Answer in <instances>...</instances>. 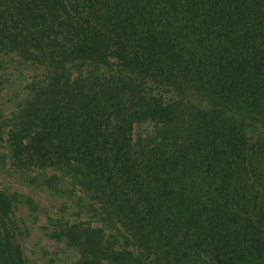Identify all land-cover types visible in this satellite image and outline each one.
Returning a JSON list of instances; mask_svg holds the SVG:
<instances>
[{
	"label": "trees",
	"instance_id": "16d2710c",
	"mask_svg": "<svg viewBox=\"0 0 264 264\" xmlns=\"http://www.w3.org/2000/svg\"><path fill=\"white\" fill-rule=\"evenodd\" d=\"M0 54L40 70L0 124L10 164L112 232L53 221L71 264H264V0H0ZM14 201L0 264H25Z\"/></svg>",
	"mask_w": 264,
	"mask_h": 264
},
{
	"label": "rangeland",
	"instance_id": "374dc122",
	"mask_svg": "<svg viewBox=\"0 0 264 264\" xmlns=\"http://www.w3.org/2000/svg\"><path fill=\"white\" fill-rule=\"evenodd\" d=\"M40 70L21 61L15 54H0V124L2 125L24 99L26 85ZM4 125V124H3ZM146 131L145 127L136 133ZM263 129H249L251 138L264 136ZM0 135V189L15 199L11 221L16 226L15 240L25 264H71L77 254L48 236L53 221L90 222L104 227L88 212V202L52 170L20 171L7 158L5 135ZM106 233H112L104 227Z\"/></svg>",
	"mask_w": 264,
	"mask_h": 264
}]
</instances>
